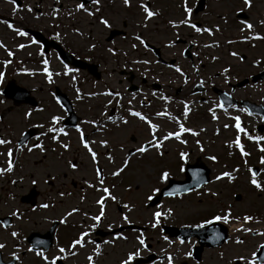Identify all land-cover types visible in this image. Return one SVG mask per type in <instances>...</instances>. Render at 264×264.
Listing matches in <instances>:
<instances>
[{"label":"flooded vegetation","instance_id":"af4514ba","mask_svg":"<svg viewBox=\"0 0 264 264\" xmlns=\"http://www.w3.org/2000/svg\"><path fill=\"white\" fill-rule=\"evenodd\" d=\"M10 2L12 1L5 3ZM197 2L198 0H186L184 4L178 3L179 13L177 14L182 15L180 20L166 19L172 34H166L163 31L162 33L172 35V40H164L155 44L141 45L139 43L138 45L148 54L143 52L142 55L123 60L122 63L113 61L114 63H109L104 69L102 67L105 60L100 55L95 58L78 48L70 47L64 42V37L43 31L49 39L57 41L66 52L72 54L73 58L97 66L98 73L92 76L86 70L64 64L59 53L52 47L44 51L42 45L35 43L39 58L47 60L48 63L55 58L64 68L67 66L71 69L68 72L71 75V83L73 77L76 78L74 80L77 81L79 99H77L78 94L71 95L72 85L63 86L62 81L60 82L59 87L66 96L63 102L66 105L64 108L57 103V84L53 85L52 91L47 89L50 95V104L47 109L40 104L34 89L28 90L29 93L22 91L15 77L16 73L20 74L21 71L20 59L16 56V52L19 53V49H16V41L20 36L17 35L16 30L21 31L20 22L15 21L18 12L12 11V17L2 19L4 21L2 25L7 31L8 45L0 48L4 55L0 53V70L10 72L6 68L11 64L12 74L4 73L0 76V139L10 141V143L0 145V170L7 167V152L10 148L12 149L13 169L11 172L0 174V196L6 194L5 197L0 198V225H4L0 226V244L5 245L3 249H0V264H45V260L37 255L38 252H43L48 261L63 256V259H56V264H89L87 257L90 255L93 256V264H112L113 258L119 256L121 258L113 264H121L130 252L137 249L140 250V256L136 257L131 264L138 259L144 261L151 259L141 264H165L168 256H171L172 264H178L174 262L173 255H169L173 251L174 243L172 238L164 236L162 225L160 227L163 222L159 223V227H152L148 222L133 217L131 189L129 187H124L122 190L117 189L116 182L112 181L118 178L122 171L119 175L113 176L112 173L116 172L115 168L109 171L105 168V163L107 160L109 164H113L120 156L123 161H129L135 156L138 159L143 158L145 153H135L134 150L141 144L147 147L145 142L151 139V135L145 122L130 115L132 111L139 112L148 121L157 125L155 134L163 138L166 135L165 125L176 126V118L180 114L176 107L177 104H187L191 107L196 103L208 102L211 107L221 108L217 90L223 91L225 96L226 94L231 95L238 101L256 102L257 95L264 94L258 91L264 81H252V77L264 69L263 54L255 55V57L252 54L254 51L264 52V38L253 39L256 35L264 37V24L261 23L264 21V0H251L250 8L243 7L235 11L236 18H231L230 21L239 25L240 32L232 40L230 39L227 43L230 45L225 46L229 50L230 57L242 63L234 65V63L227 64L222 61L221 68L215 72L213 63L219 62L220 58L217 56V49L212 48L213 44L208 42L209 34L203 31L197 33L187 24H179L187 15L191 24L202 29L208 28L212 31V35L215 34L217 29L209 27L211 23L206 22L202 16L208 8V0H203L201 9L196 8ZM185 7L192 9L191 13H185ZM251 9L253 15L247 13ZM162 12L158 11V15L165 16ZM169 21L179 24V27H173ZM242 21L253 24L252 30L241 31ZM8 23L13 24V29L7 27ZM225 29L223 28L222 32L226 36L228 32H225ZM141 39L144 42L148 40L147 37L142 36ZM153 48H157V54ZM8 52L12 55L9 56ZM110 53L114 55L116 52ZM134 61H149V63H134ZM176 67L181 69L183 76L175 71ZM225 69L228 71L225 72ZM74 73L76 75H73ZM82 73L84 74L82 82L85 79L88 80L86 84L88 91L86 92L79 87L81 81L78 78ZM48 87H51V84ZM250 89H254V92L252 93ZM105 93H111V95ZM116 93L119 95H115ZM162 96L165 99H161ZM256 103L260 104V102ZM232 107L246 111L239 104ZM158 112H164L166 115L157 116ZM210 112L212 113V109ZM26 113L29 114L27 117ZM53 116L58 117L55 125L51 122ZM50 127L61 131L49 132ZM77 128H80L81 132H77ZM127 130H132L128 135L130 142H127V145H131L130 148L122 144L125 139L121 137V133L118 134L120 131L127 132ZM81 134L96 153L97 162L95 164L89 152L81 144ZM53 136H56L55 140L52 139ZM182 137L186 140L196 138V136L183 133ZM101 141H107V145L102 146ZM165 143L177 144L171 139L165 140L162 146H165ZM37 144L43 148V151L34 147ZM62 144H67L68 148L61 147ZM29 148L32 150L29 151ZM117 149L124 150L122 155L117 153ZM151 149L153 148H149L148 151ZM164 151L162 147L163 155L158 154L155 149L153 153L162 158ZM83 153L87 155L86 166H83L80 160V155L83 156ZM109 156L112 157L111 161L108 159ZM198 157L201 160L200 156L195 159ZM206 157L207 155L204 154V158ZM184 159L185 162H190L187 156ZM70 163L75 164L76 168L69 167ZM97 170L103 177L102 185L96 177ZM33 180L35 184L32 183ZM88 184L94 187L89 188ZM101 187H107L116 199H107L104 202L105 216L97 228L90 229L89 226L95 223L90 217L99 214L100 211V206L96 201L103 195V192L96 189ZM203 189L204 186L193 192H200ZM146 203L148 207V199ZM42 204H47L48 207H40ZM229 206L230 203L226 200V207L216 209L215 213L205 220H213L215 216L223 215L225 210L230 209ZM73 208L79 211L67 216L66 214ZM12 212H16L19 219L11 215ZM256 212L253 220L256 231H253L252 235L258 238V242L254 253L264 243V204ZM123 216H127L130 223H125ZM62 219L66 222L61 223ZM167 223L181 226L174 225L170 221ZM109 225L111 228L108 227ZM149 230L154 232V236H149ZM12 232H16L17 236L13 237ZM82 232L89 233L84 238V247H70L71 242ZM140 239L144 240L143 247L139 243ZM226 241L221 245H225ZM166 243L170 245L163 246ZM96 244L100 245L99 255H96L94 251ZM133 244L137 245L134 247ZM194 244L195 241L192 246ZM60 248L66 251L61 253ZM29 249L32 250L29 251ZM210 249L214 248H203L198 259L188 255L185 260L189 264L190 261L191 264H204L206 250ZM13 254L18 257L16 260L12 259ZM258 258L262 259V256L256 253L255 264H262Z\"/></svg>","mask_w":264,"mask_h":264},{"label":"rangeland","instance_id":"374dc122","mask_svg":"<svg viewBox=\"0 0 264 264\" xmlns=\"http://www.w3.org/2000/svg\"><path fill=\"white\" fill-rule=\"evenodd\" d=\"M144 2L149 6V9L152 6L151 11H163L162 13L165 16L163 14L157 15L146 21L144 19L145 14L139 7L141 0H130V6L128 7L123 4V0H99L98 5L85 6L86 9L93 12L92 16H88L84 10L77 9L76 5L79 3L72 0H22L20 6L0 0V21L12 17L11 12L15 8V12H18L15 21L20 22L21 31L24 27H29L58 34L64 37V42L70 47L78 48L84 53L95 56V58L99 57L98 55L103 57L105 64L102 68L104 69L108 67L109 63H114L113 61L122 63L123 60L140 56L143 52L148 54L146 50L138 45L140 42L135 39L136 36L147 37L148 40L146 41L153 44L173 39L172 35L164 34H172L166 19L179 21L182 15L177 14L179 13L177 4H184L186 0H144ZM207 3L208 8L202 14L204 20L211 23L209 27L212 29H221V31L216 30L214 35H209L210 39L207 38L209 44H213L212 48L217 49V56L220 58L219 62L213 63V71L215 72L221 68L222 61L227 64H241L242 62H239L238 59L236 61V59L230 57L229 50L225 45H230L227 44L230 39L232 40L239 35V25L234 21L231 22L230 19H235V11L243 8L242 1L208 0ZM96 7L99 8V11L94 12ZM29 8H31V11H28ZM208 12L209 14H207ZM252 12V9L247 11L249 14H252ZM101 18L107 20L110 27H104L100 23ZM223 28H226L225 32H228L226 36L222 32ZM112 30H116L120 34L107 41L106 37L109 36ZM7 37V31L0 23V44L6 47L8 45ZM33 41L27 35H20L18 41H16L17 43L15 42L17 44L16 49H19L16 56L20 59L21 71L20 74L16 73L15 75L19 85L26 90L34 89L37 99L46 109L50 104V95L47 89L52 91L55 84L61 86V81L63 86L65 84L73 86L74 89L72 88L71 95L78 94L77 81L72 79L71 83V75H64V66L57 62L55 58L51 59L47 65L48 72L51 73V82L49 81V77L44 72L45 65L41 62L44 60L38 57L37 47H35ZM20 45H24V47L21 48ZM132 45H136V47L133 48ZM243 47L241 48L242 51ZM109 48L116 53L111 54L108 51ZM0 53L2 54L1 50ZM252 54L254 57L262 54L264 56V52L260 51H254ZM116 67L118 68L119 65L117 64ZM6 69H9V74H12L11 64ZM0 73L8 74L2 70H0ZM73 75H76V73ZM83 76L82 73L78 78L81 81L79 87L83 92H86L88 91L86 87L88 80L84 78L85 81L82 82ZM50 84L51 87H48ZM250 90L252 93L254 92V89ZM258 91L264 92V82L261 83ZM262 95L264 94L257 95L255 101L264 105V96ZM213 104H215V101H213ZM181 106L177 104L176 107H178L177 109H184ZM215 107H211L208 102L194 104L191 107L193 115L190 117V127L192 128L191 131L197 133L196 138L183 139L185 143L178 141L177 144L165 143V146H162L163 150L165 149L164 157L157 156L152 152L154 149H151L141 159H138L137 156L130 159L126 167L123 166V158L120 156L113 163L114 165L109 164L106 160L105 168L109 171L115 168V171H117V169L123 167L121 175L112 181L116 182L117 189L122 190L124 187L131 189V199L134 207L133 217L148 222L150 226L157 223V220L153 217V213L156 211L161 212V216L158 218V227L160 222L167 223L168 221L173 222L174 225H187L205 219L216 209L226 207V200L229 201L230 211L234 214L230 216L229 221H235L233 219L236 217L241 219L244 216H251L253 218L251 221L244 224L243 219H241L242 222L238 226V229H240L243 225V227L249 228L250 231L248 233L238 231L222 248L206 250L204 264H236L235 260L238 257H244V260L239 264H247V261H252V258H254L252 254L258 242V238L254 234L252 235V232L256 231L253 222L254 216H256V211H259L264 204V191H258L250 183L253 173H250L249 169H253L255 166L258 167L259 173L255 175V178L264 187V164L260 163L261 157H264V152L260 151L261 148H264V139H253L251 141L244 133H240V144L243 152L248 153V155H242L241 149L232 143L237 138V130L234 127L236 121L233 117H239L241 127L245 129L249 136L254 138L264 137V130L262 133L257 131V126L262 122V119L245 113L239 108L232 107L218 110ZM213 108L217 110L211 113L210 109L213 110ZM213 115L216 119H213ZM225 125H228V127H225ZM164 127H167V125ZM175 130L176 128H170L167 132L170 133ZM131 131H120L118 133H121V137L125 139L122 144L127 148L131 146L127 145V142H130L128 135ZM199 145H203V147H199ZM121 149H117V153L120 155L124 152ZM80 151L82 150L80 149ZM182 152L187 153L190 162L196 160L195 157L197 156L201 157V160L211 169L210 182L200 192L166 197L158 205L147 207V197L157 192H154V189H159L167 183L166 180L160 181L161 172H168V178L183 179L184 164L178 161ZM204 154L207 155L206 158H204ZM81 156L82 154L80 160L83 166H86L87 155L83 153V156ZM208 157H215V160L208 159ZM223 173H228L231 179L223 176ZM217 176H221V179L217 180ZM212 192L217 193V195L211 196L210 193ZM235 193H239L242 198L236 200ZM5 196L6 194H2L0 198ZM153 234L154 232L149 230V236H154ZM237 240H242L243 243H237ZM133 245L135 247L137 244ZM169 245V243L163 244V246ZM189 249L190 244L188 243L182 246H173L176 260L185 257ZM171 254L172 252L169 255ZM112 256H115V254H112ZM119 258L121 256L113 258L112 264Z\"/></svg>","mask_w":264,"mask_h":264},{"label":"snow or ice","instance_id":"6c2138e0","mask_svg":"<svg viewBox=\"0 0 264 264\" xmlns=\"http://www.w3.org/2000/svg\"><path fill=\"white\" fill-rule=\"evenodd\" d=\"M242 2H243V7L245 9L250 8L252 6L251 5V0H242ZM91 3L94 4V5H98L99 4V0H91ZM123 4L126 7L130 6V0H123ZM76 7H77V9H81V10L86 11L88 16H92L93 15V12L90 11V10H88V9H86L83 4H77ZM139 7L142 9V12L145 14L144 19L146 21L149 20L150 18L154 17V16H157L159 14L158 12L151 11L149 9V6H147L146 3L144 2V0H141V3L139 5ZM15 10L16 9L14 8V11ZM28 11H31V8H29ZM96 11H99V8H97ZM184 11H185V13H191L192 9H190L188 7H185L184 8ZM241 11H243V9H241ZM3 22L4 21H0V23H3ZM100 23L102 25H104V27H106V28L110 27V24L108 23V21L105 20V19H103V18L100 19ZM169 23L173 27H179V24H187L189 27L193 28L194 31L197 32V33H201L203 31V32H207L209 35L212 34L211 30L208 29V28H203L202 29L200 27H197L194 24H191L187 15L185 16V19L184 20H181L179 22V24H177L175 22H172V21H169ZM241 23L243 24V28L241 29V31H244L245 29L252 30L253 24L248 23L246 21H242ZM261 23L264 24V21H261ZM7 27L9 29H13V24L8 23L7 24ZM16 32H17V35H21V36H26L27 35V33L24 32V31L16 30ZM262 38H264V37H260L259 35H256V36L253 37V39H262ZM135 39L138 40L141 45H143L145 43L144 40L141 39L140 36H136ZM245 39H247V37H245ZM33 43H35V41H33ZM206 46H208V45H206ZM3 47H4V45L3 44H0V48H3ZM19 47L22 48V47H24V45H20ZM132 47L135 48L136 45H132ZM108 51L109 52H113V49L109 48ZM8 55L11 56L12 53L11 52H8ZM232 55H236V53H232ZM43 63L45 65L44 72L49 77V81L51 82V80H50L51 73L48 72V67H47L48 61L47 60H44ZM134 63H145V64H147V63H149V61H134ZM69 71H71V69H68L67 66H65L64 75H67ZM175 71L177 73H179L181 76L184 75V73L181 71V69L179 67H176L175 68ZM224 71L227 72L228 70L225 69ZM57 75H59V73H57ZM0 76H3V73H0ZM73 79H75V78L73 77ZM185 82H187V81H185ZM105 94L111 95V93H105ZM115 95L118 96L119 93H116ZM79 98L80 97H79V94H78L77 95V99H79ZM161 99H165V98L162 96ZM57 103H59V101H57ZM188 111H189L188 106H187V104H185V112H184V115L185 116L188 114ZM28 115H29L28 113L25 114L26 117ZM130 115H132L134 117H138L141 121L145 122L147 124V126H148L149 134L151 135V139L150 140H147L145 142L147 144V147L145 146V144H141L139 147L135 148V150H134L135 153L144 154V153H146L148 151L149 148H153V149L156 150V152L158 154L163 155V153L161 152V148H162L163 142L165 140H168V139H171V138H175L177 140H180L181 133H184V132H191V134L193 136L197 135L196 132H192L190 129L185 128L183 125H180L179 131H177V132H170L167 135H165L163 138H161V137H159V136H157L155 134L157 132V125H155V124L151 123L150 121H148L147 118L144 115H141L139 112H134V111L130 112ZM156 115L157 116H164V115H166V113H164V112H158ZM170 119H171V117H170ZM213 119H216L215 115H213ZM233 119L236 121L234 127L237 130V138L232 143L235 144V146L237 148H240L241 149V154L242 155H248V153L243 152L242 145L240 144V136H239V134L240 133H244V135L245 136H248L249 139H257V140H262V139H264V137H255L254 138L252 136H249L248 133L245 131V129L241 127L239 117H233ZM57 121H58V117L53 116L52 117V121H51L52 124L55 125L57 123ZM125 123H126V121H125ZM176 123L179 124V121H176ZM225 127H228V125H225ZM48 131L49 132H53V131L59 132L61 130L55 129L53 127H50L48 129ZM76 131L77 132H81V129L80 128H77ZM52 139L55 140L56 139V136H53ZM180 142L181 143H185V141H183V140H180ZM7 143H10V141L4 140V139H0V145H4V144H7ZM81 144H82L83 148L86 149L89 152V154L91 155L92 162L95 164L97 162L96 153L90 148L89 143L86 142V140L83 138V134H81ZM101 145L102 146H106L107 145V141H101ZM34 147L40 148L41 151H43V148L39 144L35 145ZM61 147L67 149L68 148V145L67 144H62ZM31 150L32 149L29 148V151H31ZM260 151L264 152V148H261ZM7 156H8L7 167L5 169H3V170H0V174H2L3 172H11L12 169H13V163H12V160H11V157H12V149L11 148L8 149ZM186 156H187V153H183V152L180 153L181 160H183ZM108 159L111 161L112 157L109 156ZM208 159L215 160V157H208ZM260 163L261 164H264V157H261ZM127 164H128V160H124L123 161V166L126 167ZM69 167L75 169L76 168V165L70 163L69 164ZM121 171H123V167L117 169V171L116 172H113L112 175L113 176H117V175L120 174ZM249 172L251 173L252 172V169H249ZM168 175L169 174L166 171L161 172V174L159 176L160 181H162V182L165 181L168 178ZM222 175L225 176V177H229V179H231V177L229 176L228 173H223ZM96 177L98 179V182L102 185L103 184V177H102L101 172L99 170L96 171ZM216 179L217 180L221 179V176H217ZM32 183L35 184L36 182L33 180ZM250 183L258 191H264V187H262V185L257 181V179L255 178V174H253V178L250 180ZM88 187L89 188H93L94 185L88 184ZM96 190L97 191H102L103 192V195L96 201V203L100 206V211H99V214L90 217L95 222V223H93V224H91L89 226L90 229L97 228L99 226L100 222L102 221V218L105 216V204H104V202L107 199H112V200H115L116 199L114 196L111 195L110 190L107 187L97 188ZM153 191L154 192L155 191H158V189H154ZM61 195H63V193H61ZM210 195L211 196H216L217 193L212 192V193H210ZM81 199H83V197H81ZM147 199L148 200H152L153 197L150 195V196L147 197ZM40 207L46 208V207H48V205L47 204H42V205H40ZM124 207L125 208H128L127 205H124ZM78 211H79V209L73 208L72 211L69 212V213H67L66 215L67 216H70V215H72V213H75V212H78ZM11 215L17 216V213L16 212H12ZM160 216H161V212H159V211H156V212L153 213V217H154V219L157 220V223L159 222L158 218ZM230 216H231V212H230V209H228V210H225L224 211L223 215L215 216L214 219L217 220V221H223L225 224H227L229 222ZM17 219H19L18 216H17ZM122 219H123V221L125 223H130V221L128 220V217L127 216H123ZM237 219H239V218H237ZM252 219L253 218L251 216H244L243 217V223L246 224L249 221H251ZM60 222L61 223H65L66 220L65 219H62ZM157 223H153L152 224V227H156L157 226ZM0 226H4V225H0ZM108 227L111 228V225H109ZM197 227H201V225H197ZM237 231L249 232L250 229L247 228V227H243V225H242L240 229H237ZM11 235L13 237H16L17 236V233L16 232H12ZM88 235H89L88 232H82V233H80V235L71 242V246L70 247H76V246H79L81 248L84 247V238L86 236H88ZM120 238L126 239L125 237H120ZM88 242L89 243H92V241H88ZM236 242L237 243H243L242 240H237ZM105 243H108V241H105ZM139 243H140V245L142 247L144 246V240L143 239H140L139 240ZM181 243H183V241H181ZM4 247H5L4 244H0V249H3ZM262 247H264V246H262ZM31 250L32 249H29V251H31ZM99 250H100V245L99 244H96L95 245V249H94L96 255H99L100 254V251ZM65 251L66 250L64 248H60L59 249V252H61V253H64ZM72 254L74 255L75 253H72ZM37 255L40 256L42 259L45 260V264H56V259H63L64 258L63 256H61V257L53 258L51 261H48L47 260V257L44 256L43 252H38ZM188 255H190V253ZM252 255L253 256H256V253H253ZM139 256H140V250L139 249H137L134 252H130L128 254L127 258L121 261V264H131V262L136 257H139ZM17 258L18 257L15 254H13L12 259L13 260H16ZM237 259L243 261L244 260V257H238ZM87 260H88L89 264H93V256H91V255L88 256L87 257ZM168 264H172V258H171V256L168 257ZM247 264H254V262L251 261V260H249V261H247ZM262 264H264V261H262Z\"/></svg>","mask_w":264,"mask_h":264},{"label":"water","instance_id":"95a60500","mask_svg":"<svg viewBox=\"0 0 264 264\" xmlns=\"http://www.w3.org/2000/svg\"><path fill=\"white\" fill-rule=\"evenodd\" d=\"M83 2H88V1H90V0H82ZM31 33H33V34H35L36 35V37L37 38H39V39H41L42 41H43V43L46 45V48H47V46H48V44H51V42L50 41H47V40H45L44 38H42L38 33H36V32H32L31 31ZM116 34V32H112L111 33V35H110V37L109 38H112L114 35ZM53 45H55V44H53ZM63 56V55H62ZM64 57V56H63ZM65 59H66V57H65ZM74 64L75 65H77V66H85V65H81V64H79L78 62H74ZM91 72H93V71H91ZM23 91V90H22ZM193 171L194 170H192V166H188L187 167V170H186V179L184 180V181H174V180H171L170 181V184L166 187V188H164L161 192H160V194L158 195V197H156V198H154L152 201H151V203H150V205H153V204H155L163 195H166V194H168V193H171V194H173L174 192H182V191H186V190H188L189 188H193V187H197V186H199L200 185V183L198 182V174L199 173H202L203 175V177H204V182H206L207 181V174H208V171H206V170H204V171H197L196 173H194L193 174ZM199 172V173H198ZM198 173V174H197ZM211 227H209L208 228V230H206L205 231V233L204 232H200L199 234V236H201L202 235V237H204L203 239H205V238H210L211 236H213V235H216L215 233H213V234H211V230L212 229H210ZM196 231H198V228L196 229ZM221 238V237H220ZM223 238H221V239H219V241H221ZM218 241V242H219Z\"/></svg>","mask_w":264,"mask_h":264}]
</instances>
